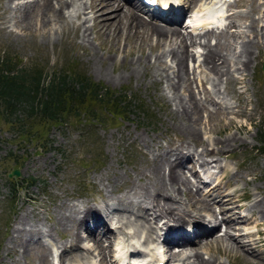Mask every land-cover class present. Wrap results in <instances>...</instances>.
Wrapping results in <instances>:
<instances>
[{
  "label": "rangeland",
  "instance_id": "rangeland-1",
  "mask_svg": "<svg viewBox=\"0 0 264 264\" xmlns=\"http://www.w3.org/2000/svg\"><path fill=\"white\" fill-rule=\"evenodd\" d=\"M26 1L0 0V54L7 52L18 57L22 61L19 66H28L35 62L44 66L48 71L60 66L65 61L70 63L73 69L93 82L102 84L108 90L120 91L127 96L137 98L145 111H133L126 117L111 116L101 111V114L98 115L99 119H97L101 121L100 123L85 122L84 120L76 123L69 120L64 123L46 125L44 122L37 121L35 126L37 132L30 137L20 134L17 126L13 127L10 122L0 117V264L14 262V255L10 256L6 253L5 248L8 246L13 249L14 245H11L10 241L16 235L13 233V229L22 230V226H24V223H17L20 216L25 215L31 220L34 239L38 243H41L40 240L43 239L45 242L50 241L53 244L56 262L57 255L61 250L59 244H64L70 235L69 230L63 227L68 223L58 225L57 222L58 217L62 214V202H64L63 205L67 204L68 208L72 206L78 208V211L79 206H82L83 203L89 206L96 203L100 208V202L107 198H116L117 195L129 198V201L134 203L131 187L144 180L145 176L142 172L146 170L148 164L145 160L150 156L147 148L141 143L143 141L135 137L137 134L140 133L143 139H147L149 145L155 149L157 148L156 143L162 147H172L175 143L180 144L184 141L180 132L173 129L176 126V119L167 112L169 108L164 98L159 95L161 92L159 85L153 82L150 79V73L147 74L142 68L141 58L143 56H150L153 61L155 59V53L149 50L147 44H144L142 50L134 49L133 53H130L133 47L123 43L121 48L126 50V54H118L116 58L107 60L106 55L116 49L115 43L118 42L121 32L116 33L114 36L116 41H113L107 33H102L99 30L98 24L91 21V10L88 8L91 4L90 0H80L86 4V9L80 18L77 17L79 13L75 12L81 7V2H75L74 11L65 9V17H68L70 23L63 26L58 25V33L53 32L51 37H47L45 34L47 29L40 25L39 17L36 19L38 26L24 30L22 17L25 13H33L38 9L36 3L29 4ZM95 1L91 6L95 5ZM188 1L194 4L192 9L195 10L203 0ZM261 6L263 9L264 0H233L228 3V9L232 13L227 14V17L231 16L225 19L226 30H222L225 34L216 30V33L209 39V42L214 46L216 41L213 37L221 35L220 33L223 34L219 36L222 50L225 53L232 51L229 52V55L234 62L233 70L237 68L235 57H233V50L236 48L234 46L242 42L253 45L252 51L257 55L253 64L243 71L242 75L236 73L237 76L242 77L239 84L232 85L222 82L215 87L210 80L206 82L203 80L204 86H202L201 81L204 74L200 65L203 58L200 55L202 50L204 52L203 39L187 35L189 32L186 29L180 32L186 38L189 52L193 55L187 61L191 90L197 99L205 104L198 135L205 143L193 147L190 150L191 155H182L186 162L184 166H190L191 161L187 162L186 159L193 155H196L197 161L202 163L217 161V167H212L208 171H213L210 174H219L218 178L222 187L225 186L227 189V185H230L231 189L236 190L237 197L240 196L238 195V191H240L243 198L256 195L260 199V205L252 208V213L255 215H259V212L264 208V154L259 153L256 149V146L259 145L258 133L264 127V71H262L264 65V11ZM19 9L21 12L18 11ZM67 10L71 11V15H68ZM144 20L146 19L144 18ZM84 22L85 26L89 27L85 32L88 36V41L85 40V43L90 44L88 46L94 50V53L87 54L88 51L82 46V40L75 30V26L84 24ZM122 24L125 23L122 22ZM237 33L240 36L237 35L233 39L232 35ZM199 41L201 42L199 43ZM229 42L231 43L228 47ZM103 69L104 73H101ZM132 69L136 73L129 77L128 74ZM166 85L163 84L165 89ZM240 86L241 88H239ZM204 89H208L210 92L207 93ZM165 93L168 97L165 98L169 100V97H172L171 92L166 90ZM210 98L218 102L220 107L206 100H210ZM171 106H174L173 103ZM242 110L245 111V114L237 115ZM247 114H250V120ZM242 125L244 128L238 130L237 128ZM228 135L236 136L238 142L235 146L224 150L222 154L211 155L209 152L214 146L211 141L216 138L225 139ZM199 154L200 158L197 156ZM13 169H17L19 174L8 176V172ZM185 169L187 176L190 177V168L185 167ZM197 170L201 169L198 167ZM201 171L206 174L205 171ZM117 176L119 180L115 179ZM191 179L195 184H198L196 179L193 177ZM209 181L211 182V180ZM109 182L112 184L111 186ZM205 190L201 193L206 195L208 189ZM157 196L155 199H158ZM165 198L174 205H177L179 201L184 202L183 196L181 198L166 196ZM235 204L233 203V205ZM132 207L136 211H141L140 213H146L135 206ZM219 210L220 207L217 211ZM262 213L264 212L262 211ZM120 214V218L124 222H128L132 228L135 227L134 216L130 217L128 213ZM81 215L82 213H79V218ZM140 216L145 215L141 214ZM259 216H263L262 224L255 229L264 231V214ZM118 217L119 215L115 216V219ZM221 218L222 215H218V219L221 220ZM151 221L153 222L150 218L149 222L151 223ZM113 225L115 228L114 223ZM154 225L156 226L155 223ZM129 226L123 229L120 225L118 232L129 230L130 228L127 229ZM156 230L155 232H158ZM22 231L24 233L21 236H24L26 232ZM87 234V231L81 230L82 236ZM110 237L114 238L111 241L117 240L116 234L111 233ZM234 237L238 244L245 240L238 236ZM261 241L259 244L256 243L257 246L254 248L256 251L258 250L256 254H251V250L245 253L237 246L234 247L225 237L220 241L222 244L214 246L208 250L209 252L206 247L198 248L197 251L201 250L205 259L210 258L211 264L212 262H215L213 264H264L262 236ZM156 243L155 241L154 244ZM84 245L88 246L91 243L84 240L80 246ZM78 246L74 249L79 248ZM56 248H58L57 251ZM28 249L30 253L23 257V252L19 248L21 251V255L17 258L19 264H32L40 252L39 244L31 246L28 244ZM110 254L109 250L108 259ZM98 260L96 251H93L84 262L85 264H97Z\"/></svg>",
  "mask_w": 264,
  "mask_h": 264
},
{
  "label": "bare ground",
  "instance_id": "bare-ground-1",
  "mask_svg": "<svg viewBox=\"0 0 264 264\" xmlns=\"http://www.w3.org/2000/svg\"><path fill=\"white\" fill-rule=\"evenodd\" d=\"M76 1L81 2L80 0L28 1L26 3H36L35 5L38 6V9H35L36 11L33 13L24 14L21 20L23 22L22 27L24 30H27V28H35L38 26L36 25V19L39 17L40 25L47 29L45 34L47 37H51L53 32L58 33V25L63 26L70 23L68 17H65L64 11L65 9H71V11H74ZM133 1L134 0H96L95 5L91 6L94 0H90L91 4L88 8L91 10V21L96 25L98 24L99 30L102 31V33H107L108 37L113 41H116V37H114L116 36V33L118 31L121 32L118 37V42L115 43L116 49L106 55L107 60L116 58L118 54H126V50H122L121 48L123 43L126 46L129 45L133 47L130 53H133L132 50L134 49L142 50L144 44H147L149 50L155 53L154 61L150 56H143L141 58V65L147 74L150 73V79L159 85V89L161 90L159 95L161 98H164L166 105L169 108V111L167 112L176 119V126L173 127V129L180 132L184 141L180 144L177 142L172 147H162L156 143L157 148L155 149L149 145L147 139H143L140 133L135 136L143 141L141 143L147 148V152L150 156L145 160L148 166L147 168H145V166L144 168L146 170L142 172L145 176L144 180L139 184L137 182V185L131 187L132 201H134V203L129 201L128 196V199H126L122 195H117L116 198H107L100 202V208L96 203L91 206L83 203L82 206H79L80 208L78 211V208L76 209L73 206L68 208V205H63L64 202H62L63 210L61 211L62 214L60 212L61 216L58 217L59 219L57 222L58 225L68 223L63 227L69 230L70 235L64 244H59L61 250L57 256L56 263L53 260L51 247L45 246L43 243H38L34 239L32 231L33 224L31 220L25 215L20 216L17 223H24L22 230L26 233L24 236H21L24 232L19 228H14L13 233H16V235L10 239L12 242L11 245H14V247L13 249L8 246L5 248L6 253L10 254V256L14 255V262H12V264H19L17 261L19 255H21L19 248L23 252V257L30 253L28 244L29 246L39 244L40 248V252L36 255V259H34L32 264H85L84 261L93 251H96V256L99 258L97 264H113L114 261L112 260L115 258L114 254L117 253V251L121 252V248L125 244L121 247L119 246L118 250H113L110 239L114 238H110L111 232L114 234L119 231L120 225L123 229L130 225L128 222H124L123 219L120 218L121 214L116 208L111 209L110 204L116 201H126L129 207V216L131 217L132 215L136 219L135 227L132 228L129 226L127 229L130 228L132 230L129 229V234H125L126 242H129L126 244H130L127 250L134 252L132 253V256H141L146 252H154V254L157 255L154 258L156 264H211L210 258L205 259L203 253L200 252L201 250L197 251L198 248L206 247V250L208 251L214 246L222 244L220 241L225 237L232 243V245H234V247L237 246L245 253H248V250H251V254H256L258 253V250L256 251V249H254L257 246L256 243L259 244L262 242L261 236L264 240V231L261 232L260 229H255V227L262 224L263 216L261 217L259 215L264 214L262 213V211L264 212V208L259 212V215L252 213V208L260 205V199L256 195L245 197L246 200L249 201L248 206L244 207L247 216L240 215L238 213L240 205L236 203V190L231 189L232 187L230 185H227L230 187L229 190L224 189L225 186L222 187V184L219 181V174H210L211 172L208 171L212 167H217V161L212 160L202 163L197 161L198 159H196V155L189 156L187 157V159L189 158L187 161H191L192 164V168H190L189 172L190 177L187 176V173L184 170L186 162L182 155H191L190 150L193 147L205 143L202 137L198 136L205 104L197 99L195 93L191 90L190 72H188L187 61L190 57L192 58L193 55L189 52L185 40L186 38L184 35L180 34L179 28L173 25L181 20L182 13L171 12V15H174L173 17H175L172 18L171 25H161L153 21L147 22L144 20L143 16L138 14L141 12V7L137 5L140 8L139 9L135 5L136 3L133 4ZM178 2L182 6L186 5L183 15L188 9H191L194 6V4L189 3L188 0H178ZM85 9L86 4L81 2V7L75 12L77 14L79 13V15H77L78 18L84 13ZM20 10L21 9L18 11ZM67 11L69 12L68 15H71V11ZM209 12L210 11L207 13V7H205V4L201 5L197 13L194 14L195 20L193 21V25H190L193 27V31L197 30L196 25L197 27L198 25L200 26V24L208 26V23L211 21H216V15L211 17ZM230 16L231 15L227 18ZM84 21L86 22V20ZM85 22L84 24H78L75 26V30L78 32L79 37L82 40V46L88 51L87 54H89V52L94 53V50L88 46L90 44L85 43V40L88 41V36L85 32L89 29V27L87 28L85 26ZM122 22L125 24L123 25ZM225 27L226 25L219 31L223 33V31L226 30ZM195 33L196 36L203 39L202 46H204V52L201 53L203 60L200 65V68H202V72L205 75H203L201 81L202 86H204V81L206 82L207 80H210L215 87L222 82L226 84L230 83L232 85L241 83L240 81H242V77L237 76L236 73H241L242 75V72L253 64L254 58L257 55L252 51L253 45L242 42L239 45L237 44L239 47L237 45L234 46L236 48L233 47V57H235L237 65V68L233 70L234 67L232 64L234 62L229 55V52L232 51H226L225 53L222 50L221 38L219 37L225 33H220L221 35L213 37L216 41L214 46L209 42L210 37L216 33L214 29L211 28L198 33L195 31ZM187 35H189V33ZM237 35L240 36L238 33L233 34V39H235V36ZM200 42L201 41H199V43ZM230 43L231 42H229L228 47L230 46ZM101 73H104V69L101 70ZM134 73H136V71L132 69L128 76L130 77ZM163 84H167L166 89L163 87ZM239 88H241V86ZM166 90L167 92H171L172 97H169V100L165 98L167 97V94L165 93ZM204 91L207 93L210 92L208 89H204ZM206 100L220 107V104L212 98ZM172 103L174 105L173 107L171 106ZM224 105L226 106V104ZM239 113L240 115H243L245 114V111H239L237 115ZM247 115L250 120V114ZM225 127L228 128V126ZM241 128H244V126H239L237 129L240 130ZM211 142H213L214 146L209 153L215 155L222 154L224 150L233 148L238 140L235 135H228L225 139L216 138ZM197 156L200 158V154ZM195 166H198L201 170L205 171L211 182L209 180H203L201 174L197 173L198 170L194 169ZM192 177L196 179L198 185L192 181ZM115 179L119 180V177L117 176ZM111 185L112 184L110 183V186ZM202 185H205V189H208L206 195L200 191ZM156 195H158V199H155ZM166 196L171 198H181L183 196L184 202L181 203L179 201L177 205H174L169 202V200H165ZM233 203L236 204L233 205ZM132 206H135L139 210H144L146 213H140L141 211H136ZM216 207H220V210L217 211ZM75 209L76 211L74 212ZM79 213H82L80 218L78 216ZM141 214L145 216H140ZM117 215H119V217L115 219V216ZM218 215H222L221 220L218 219ZM87 217L91 221H87ZM150 218L156 226H158L157 222L163 219L162 225L165 227V232L162 238V248L154 245L155 240L159 239L161 234L155 232V228L152 227V224L149 222ZM187 222L193 223V228H190L188 225V230L184 229ZM87 223H92L91 226L94 225V228L100 224L104 227H108L111 232L105 230L103 240L98 239L95 237V234L93 233L94 231L86 225ZM109 223H114L116 227L110 229ZM206 223H209V225L213 224V226L208 227ZM82 228L88 231V234L84 237L80 234ZM191 232H195L192 239L185 235V233L190 234ZM177 235H179V237L174 240V236ZM234 236H238L242 239L245 238V240L238 244V241ZM138 237H140V239ZM83 240H87L91 245H85L82 249L79 247L75 250L74 248ZM104 243H106V246ZM262 245H264V243H262ZM109 250L111 251V254L108 259ZM213 263L215 262H212V264Z\"/></svg>",
  "mask_w": 264,
  "mask_h": 264
},
{
  "label": "trees",
  "instance_id": "trees-1",
  "mask_svg": "<svg viewBox=\"0 0 264 264\" xmlns=\"http://www.w3.org/2000/svg\"><path fill=\"white\" fill-rule=\"evenodd\" d=\"M20 62L7 52L0 54V117L26 137L36 134L37 121L90 122L99 119L101 111L116 117L145 111L137 98L108 90L65 61L50 71L35 62L19 66ZM257 138L264 154V127Z\"/></svg>",
  "mask_w": 264,
  "mask_h": 264
},
{
  "label": "water",
  "instance_id": "water-1",
  "mask_svg": "<svg viewBox=\"0 0 264 264\" xmlns=\"http://www.w3.org/2000/svg\"><path fill=\"white\" fill-rule=\"evenodd\" d=\"M263 69H264V66H263ZM11 174L18 175V174H19V171H18L17 169H14L13 171H11V172L9 173V175H11Z\"/></svg>",
  "mask_w": 264,
  "mask_h": 264
}]
</instances>
